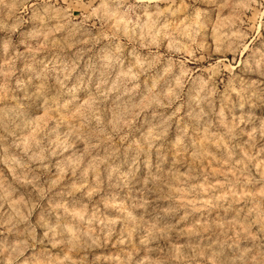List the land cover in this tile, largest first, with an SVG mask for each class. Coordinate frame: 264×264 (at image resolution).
<instances>
[{
	"label": "clouds",
	"instance_id": "9594fccd",
	"mask_svg": "<svg viewBox=\"0 0 264 264\" xmlns=\"http://www.w3.org/2000/svg\"><path fill=\"white\" fill-rule=\"evenodd\" d=\"M0 264H264V0H0Z\"/></svg>",
	"mask_w": 264,
	"mask_h": 264
}]
</instances>
